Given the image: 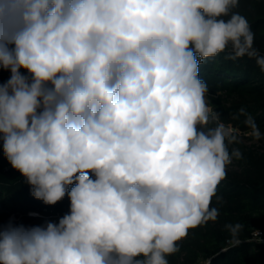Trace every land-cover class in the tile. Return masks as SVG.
Here are the masks:
<instances>
[{
	"label": "clouds",
	"instance_id": "9594fccd",
	"mask_svg": "<svg viewBox=\"0 0 264 264\" xmlns=\"http://www.w3.org/2000/svg\"><path fill=\"white\" fill-rule=\"evenodd\" d=\"M238 5L0 0L4 155L34 198L70 199L58 223L0 226V264H168L190 229L217 220L212 198L243 158L229 145L262 138L243 108L232 119L248 131L224 123L199 75L221 52L264 71ZM225 227L239 246L243 225Z\"/></svg>",
	"mask_w": 264,
	"mask_h": 264
},
{
	"label": "trees",
	"instance_id": "16d2710c",
	"mask_svg": "<svg viewBox=\"0 0 264 264\" xmlns=\"http://www.w3.org/2000/svg\"><path fill=\"white\" fill-rule=\"evenodd\" d=\"M232 12L244 16L254 33V47L264 55V0H239ZM227 19V18H225ZM228 52L206 58L199 65L200 78L208 87L210 106L221 114L224 123H232L242 132L249 129L243 123L244 117L233 120L241 108L251 114L260 128L262 144L242 143L229 145L239 148L242 159L233 160L236 167L226 168V178L220 182L211 207L219 210L216 221L190 229L186 238L178 242L179 251L167 256L168 264H263L264 243L252 239L253 229L264 232V71L255 58L247 56L236 60L227 59ZM21 74L29 73L21 69ZM10 70L0 68V84L6 83ZM2 136V134H0ZM71 187L69 186V191ZM32 186L19 171L14 169L3 152L0 139V219L9 218L14 226H28L37 211L44 216L59 214L58 221L70 212V199L67 194L55 205H46L31 194ZM219 198V199H218ZM243 225L237 247H231V238L226 229L228 224ZM251 240L252 243L247 241Z\"/></svg>",
	"mask_w": 264,
	"mask_h": 264
},
{
	"label": "rangeland",
	"instance_id": "374dc122",
	"mask_svg": "<svg viewBox=\"0 0 264 264\" xmlns=\"http://www.w3.org/2000/svg\"><path fill=\"white\" fill-rule=\"evenodd\" d=\"M206 99L209 102V95L206 94ZM210 104V103H209ZM241 140L246 143L247 145H252V144H256V145H260L262 144V142L259 140H254L251 137H247V136H241ZM231 167H236V162L232 159V162L226 166V168H231ZM12 216L16 217L15 215H10L9 218H11ZM33 216L32 219H30V221L28 222V226L30 224L29 227H33V226H42L45 225L47 222H53V223H57L56 218H44L41 216H36V215H31ZM7 218V219H9ZM7 219H0V226L4 225ZM264 264V263H263Z\"/></svg>",
	"mask_w": 264,
	"mask_h": 264
},
{
	"label": "built area",
	"instance_id": "2783aa9c",
	"mask_svg": "<svg viewBox=\"0 0 264 264\" xmlns=\"http://www.w3.org/2000/svg\"><path fill=\"white\" fill-rule=\"evenodd\" d=\"M29 215L41 216V217H44V218H56V221L58 223V220L57 219L59 217V214H54V215H51V216H44V215H42L41 213H39L37 211H30L29 212ZM11 218L17 219L14 216H12ZM29 226H30V224H29ZM256 230H258L259 233H260V236H259L260 241L264 243V232H263V230H261V229H256ZM252 239L255 240L254 237H252Z\"/></svg>",
	"mask_w": 264,
	"mask_h": 264
}]
</instances>
